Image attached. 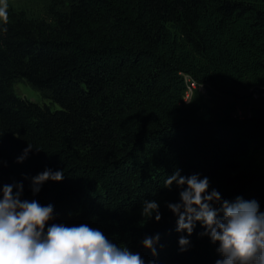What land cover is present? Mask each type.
Instances as JSON below:
<instances>
[{
    "label": "trees",
    "instance_id": "1",
    "mask_svg": "<svg viewBox=\"0 0 264 264\" xmlns=\"http://www.w3.org/2000/svg\"><path fill=\"white\" fill-rule=\"evenodd\" d=\"M7 3L0 188L22 185L21 200L51 205L45 232L87 225L145 264L223 260L199 222L191 236L177 232L168 205L181 189L165 181L177 170L207 177L221 201L255 200L264 213V0ZM185 77L205 95L185 103ZM18 84L47 104L21 98ZM45 170L65 175L34 194ZM146 200L159 222L142 216ZM157 235L153 255L142 242Z\"/></svg>",
    "mask_w": 264,
    "mask_h": 264
},
{
    "label": "clouds",
    "instance_id": "2",
    "mask_svg": "<svg viewBox=\"0 0 264 264\" xmlns=\"http://www.w3.org/2000/svg\"><path fill=\"white\" fill-rule=\"evenodd\" d=\"M7 10V0H0V24L7 25ZM32 149L28 145L20 161ZM64 175L63 171L51 170L38 174L32 179L33 193H38L40 186L49 180L62 181ZM174 183L181 189L180 202L168 207L178 217L177 232L191 236L199 222L212 242L219 244L223 260L217 264H264V213L259 211L255 200L221 201L218 191L208 192L207 177H183L178 170L168 176L165 188L171 189ZM22 191V185L0 188V264H145L138 253L117 246L103 232L87 225L52 224L45 232L53 219L52 206L21 200ZM214 204L220 208L216 209ZM158 207L155 201H144L142 216L149 219L155 213L159 222ZM218 213L223 214L222 218H218ZM158 241L159 235L145 238L142 243L155 255ZM188 244V239H179L182 249Z\"/></svg>",
    "mask_w": 264,
    "mask_h": 264
},
{
    "label": "rangeland",
    "instance_id": "3",
    "mask_svg": "<svg viewBox=\"0 0 264 264\" xmlns=\"http://www.w3.org/2000/svg\"><path fill=\"white\" fill-rule=\"evenodd\" d=\"M15 88H16L15 90H16L17 94L21 98L28 100L30 102H33V103L47 104V102L43 101L36 92L32 91L27 86H25L23 84H18Z\"/></svg>",
    "mask_w": 264,
    "mask_h": 264
},
{
    "label": "built area",
    "instance_id": "4",
    "mask_svg": "<svg viewBox=\"0 0 264 264\" xmlns=\"http://www.w3.org/2000/svg\"><path fill=\"white\" fill-rule=\"evenodd\" d=\"M184 79L186 84V91L183 100L185 103H187L190 100L194 91L200 93L201 95H205V89L201 85H197L189 77H185ZM238 115H241V113L238 112Z\"/></svg>",
    "mask_w": 264,
    "mask_h": 264
}]
</instances>
